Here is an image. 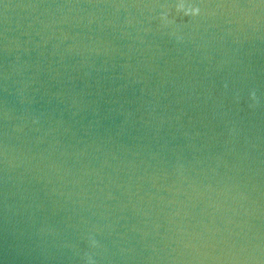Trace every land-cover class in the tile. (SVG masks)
I'll use <instances>...</instances> for the list:
<instances>
[{"label": "water", "instance_id": "water-1", "mask_svg": "<svg viewBox=\"0 0 264 264\" xmlns=\"http://www.w3.org/2000/svg\"><path fill=\"white\" fill-rule=\"evenodd\" d=\"M0 264H264V0H0Z\"/></svg>", "mask_w": 264, "mask_h": 264}, {"label": "clouds", "instance_id": "clouds-1", "mask_svg": "<svg viewBox=\"0 0 264 264\" xmlns=\"http://www.w3.org/2000/svg\"><path fill=\"white\" fill-rule=\"evenodd\" d=\"M179 8H180V10H184V5L181 4L179 6ZM199 12H200V9L199 8H188L187 11H186V14H188V15H198Z\"/></svg>", "mask_w": 264, "mask_h": 264}]
</instances>
